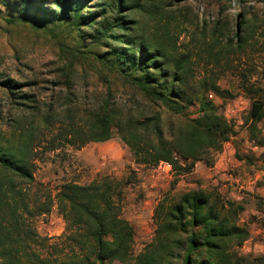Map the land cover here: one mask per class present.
Instances as JSON below:
<instances>
[{
    "label": "rangeland",
    "instance_id": "obj_1",
    "mask_svg": "<svg viewBox=\"0 0 264 264\" xmlns=\"http://www.w3.org/2000/svg\"><path fill=\"white\" fill-rule=\"evenodd\" d=\"M39 1L58 11L52 5L55 0ZM99 1L87 4L92 15L98 16L95 2ZM124 1L123 9L140 33L178 54L190 55L185 87L190 98H199L214 81L220 87V92L206 94L229 121L230 138L222 149L205 153L188 173L176 172L164 161H137L117 126L160 113L170 138L179 115L148 99L115 62L103 61L100 54L106 47L93 40L90 28L69 30L58 20L44 26L10 25L0 13V154L22 156L33 176L7 173L0 166L3 188H16L18 205V224L3 221V216L10 215L3 209L5 198L0 194V222L12 234L5 248L0 247V264H87L89 254L79 250L73 254L76 242L68 237L57 194L66 183L88 184L103 177L122 190L115 198L121 216L134 229L127 261L111 264H144L142 253L155 247L161 236L157 208L162 206L165 214L191 190L207 194L209 207L219 213L220 220L241 230L225 239L212 256L202 251L199 260L264 264V147L260 143L264 113L257 122L251 116L252 101H264V0ZM3 2L2 12L12 10ZM236 33L247 38L242 48L237 47ZM212 43L213 52H221L220 64L208 59L206 49ZM105 105L113 114L112 138L83 144ZM197 108V104L190 107L191 116L198 115ZM72 131L78 134L72 136ZM187 237V233L164 236L166 243L157 262L180 264Z\"/></svg>",
    "mask_w": 264,
    "mask_h": 264
},
{
    "label": "trees",
    "instance_id": "obj_2",
    "mask_svg": "<svg viewBox=\"0 0 264 264\" xmlns=\"http://www.w3.org/2000/svg\"><path fill=\"white\" fill-rule=\"evenodd\" d=\"M3 1L4 5L12 8L9 12L0 10L1 17L10 25L22 22L44 26L58 20L69 30L90 28L93 40L106 47L104 54H100L103 61L115 62L122 72H126L151 97L148 99L179 115V124L173 127L170 138L166 136L160 113L144 121H129L127 126H117L137 161L153 164L164 161L171 164L174 171L188 173L193 170L196 161L203 159L205 153L222 149L223 144L229 140L231 125L220 106L206 94L210 91L220 92V87L214 81L199 98H190L185 89L190 74V55L178 54L177 50L169 48L162 41L140 33L139 28H135L137 24L129 20L123 9V5L126 6L124 0L116 3L110 0L106 6L103 4L105 0L95 2L98 16L92 15L87 9L91 0H55L52 5L58 8L57 12L39 0ZM41 13L42 18H39ZM218 31L214 29L212 36L216 37ZM236 40L237 47L242 48L247 38L243 33H236ZM214 47L215 43H212L210 49H206L209 52L208 59L220 64L221 52H213ZM194 104L198 105L197 116L189 113ZM263 109L264 101H252L251 116L255 122L263 117ZM112 119L110 106L105 105L89 127L82 143L111 139ZM256 128L255 125L253 131ZM71 133L72 136L78 134L77 131ZM260 143L264 147V137ZM0 166L7 173L33 178L25 159L15 153L0 154ZM4 185L0 181V194L5 198L2 199L6 206L3 209L10 216L5 215L2 220H13L17 225L18 205L14 199L16 188L7 186L4 189ZM121 193L118 184L103 177L88 184L66 183L57 194V207L66 222L68 237L76 242L77 249H72L73 254H78L77 250L89 254L85 258L87 264H111L115 260L126 262L131 254L134 229L121 216V207L115 198ZM161 207L157 208L161 236L155 247L142 253L144 264H159L157 259L166 243L164 236L169 233L188 234L180 264H212L199 260L202 251L212 256L219 251L225 239L241 232L240 229L229 228L220 220L219 213L209 207L208 195L201 190L184 193L176 204L165 210V214ZM48 210L49 207L43 208L42 212ZM11 235L7 224L3 226L0 222V247L5 248ZM246 236L244 234V239ZM2 255L12 257V254Z\"/></svg>",
    "mask_w": 264,
    "mask_h": 264
},
{
    "label": "built area",
    "instance_id": "obj_3",
    "mask_svg": "<svg viewBox=\"0 0 264 264\" xmlns=\"http://www.w3.org/2000/svg\"><path fill=\"white\" fill-rule=\"evenodd\" d=\"M162 162H163V161H162ZM165 164H166L167 166H169V167L171 166V164H169L168 162H165ZM171 167H172V166H171Z\"/></svg>",
    "mask_w": 264,
    "mask_h": 264
}]
</instances>
